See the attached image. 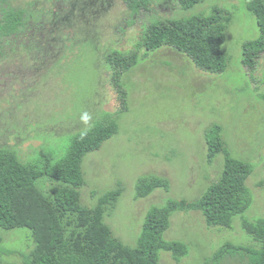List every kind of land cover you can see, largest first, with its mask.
I'll use <instances>...</instances> for the list:
<instances>
[{"label": "rangeland", "instance_id": "obj_1", "mask_svg": "<svg viewBox=\"0 0 264 264\" xmlns=\"http://www.w3.org/2000/svg\"><path fill=\"white\" fill-rule=\"evenodd\" d=\"M32 5L33 38L19 32L0 52V148L14 150L24 162L41 164L45 155L59 160L76 134L109 114L118 116L119 132L84 160L82 203L94 206L101 194L121 186L106 222L115 237L135 246L152 207L170 199L195 200L220 177L224 155L209 161L205 134L221 124L231 155L254 165L247 180L253 204L231 227L209 225L200 210L176 211L164 238L186 243L189 251L177 260L161 250L160 261L214 264L212 255L227 241L258 246L244 221L264 218V55L255 70L244 67L243 44L260 34L247 1L204 0L187 10L179 0H150L137 14L123 0H33ZM216 5L232 14L224 72L203 71L170 46L147 52L139 45L149 24L209 14ZM113 50L139 54L123 76L128 91L123 111L106 61ZM148 175L168 178L170 190L138 197V180ZM53 183L42 177L38 185L49 193ZM34 246L30 228L0 226V264H22ZM220 264H249V259L227 256Z\"/></svg>", "mask_w": 264, "mask_h": 264}, {"label": "trees", "instance_id": "obj_2", "mask_svg": "<svg viewBox=\"0 0 264 264\" xmlns=\"http://www.w3.org/2000/svg\"><path fill=\"white\" fill-rule=\"evenodd\" d=\"M0 5V52L26 26L24 11L16 10L6 0ZM137 14L148 9L150 0H123ZM184 9H192L204 0H179ZM247 8L257 18L260 34L243 44V65L248 71L256 69L264 55V0H246ZM9 3V1H8ZM232 14L223 6H214L211 13L159 20L145 29L139 42L147 52L170 46L185 53L194 64L209 73H222L229 65L223 45ZM5 39V40H4ZM137 51L113 50L106 56L112 68V86L121 110L128 108V91L124 73L138 63ZM264 99V94H262ZM118 116L109 114L92 127L76 134L66 155L54 160L45 155L43 162H24L11 149L0 148V226L5 229L28 227L35 246L24 254L22 264H162L160 251H171L177 260L189 251L186 243L164 238L176 211L200 210L209 225L231 227L237 216L244 215L253 204V193L247 184L254 171L252 162L236 158L226 147L221 124L206 131L208 159L218 153L225 158L220 177L212 182L202 196L195 200L170 199L163 206L152 207L146 216L137 245L126 244L113 234L106 215L116 206L122 194L118 186L101 194L94 206L82 203L81 188L86 185L84 160L88 153L118 133ZM54 183L49 193L38 185L40 178ZM168 178L158 175L141 177L137 196L145 197L157 188L170 190ZM248 233L258 246L227 241L212 255L214 264L227 256H247L249 264H264V218L244 221Z\"/></svg>", "mask_w": 264, "mask_h": 264}, {"label": "flooded vegetation", "instance_id": "obj_3", "mask_svg": "<svg viewBox=\"0 0 264 264\" xmlns=\"http://www.w3.org/2000/svg\"><path fill=\"white\" fill-rule=\"evenodd\" d=\"M9 1V3H8ZM3 0H0V5L3 3ZM6 4H11L13 7H15L16 10H22L24 11V18L26 20V26H21V29L19 32H21V37L28 36L33 38L34 30H35V24H34V18L31 6L33 3V0H6ZM3 18V10L0 8V20ZM25 34V35H24ZM19 35H16L14 37L15 40H17Z\"/></svg>", "mask_w": 264, "mask_h": 264}]
</instances>
